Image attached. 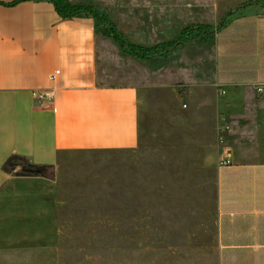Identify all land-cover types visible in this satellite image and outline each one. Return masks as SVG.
<instances>
[{
  "label": "crops",
  "instance_id": "obj_1",
  "mask_svg": "<svg viewBox=\"0 0 264 264\" xmlns=\"http://www.w3.org/2000/svg\"><path fill=\"white\" fill-rule=\"evenodd\" d=\"M14 1L0 0L3 264L60 246L59 175L87 154L138 147L145 88L128 69L135 58L106 37L94 18L63 19L46 0L8 5ZM67 1L96 10L100 5L107 15L105 6L141 11V39L149 46L163 43V32L168 33L175 19L212 26L211 40L193 45L201 49L202 59L214 64L209 87L223 94L220 101L253 103V115L244 110L238 118L252 121L256 136L241 133L222 157L229 164L217 170L215 240L209 255L216 264H264V95L260 102L255 97L264 84V0L240 10L257 0ZM123 13L112 12L116 22L127 19ZM165 13L170 19L162 17ZM204 15L209 20H202ZM233 24L234 30L219 42V34ZM29 169L39 173L28 174Z\"/></svg>",
  "mask_w": 264,
  "mask_h": 264
},
{
  "label": "rangeland",
  "instance_id": "obj_2",
  "mask_svg": "<svg viewBox=\"0 0 264 264\" xmlns=\"http://www.w3.org/2000/svg\"><path fill=\"white\" fill-rule=\"evenodd\" d=\"M96 8L100 12L102 6ZM105 10L126 42L154 47L157 41L149 46L141 39V11ZM117 11L127 19L116 22L112 12ZM180 21L167 26L161 42L177 40L185 26H198ZM199 40L207 42L211 34L168 55L135 58L128 69L145 86L138 147L93 152L64 169L59 175L60 246L30 259L18 257L16 264H216L209 253L215 240L217 170L241 133L256 136V125L238 118L244 110L252 116L255 108L240 100L220 101L223 94L209 87L214 64L193 46ZM255 97L257 102L263 98Z\"/></svg>",
  "mask_w": 264,
  "mask_h": 264
},
{
  "label": "trees",
  "instance_id": "obj_3",
  "mask_svg": "<svg viewBox=\"0 0 264 264\" xmlns=\"http://www.w3.org/2000/svg\"><path fill=\"white\" fill-rule=\"evenodd\" d=\"M22 1H26V0H16L8 5L14 6ZM46 1H50L53 4L57 14L63 19H72L81 15L90 16L94 18L101 25L104 35L106 37L113 39L124 53L140 61L150 60L152 57H156V56L168 55L171 52L178 49L181 45L187 43L188 41L202 37L204 35L212 34L213 32L210 28L204 27L203 25H198L197 27H186L182 30L177 40L160 43L152 48H146V47L138 46L136 44H132L130 42H126L123 39L121 33L118 32L116 27L111 23L110 19L105 14L98 12L96 9H94L91 6L72 5L67 0H46ZM261 4L263 3L260 0L245 3L241 7H239L238 10L244 9L252 5H261ZM232 14L233 12H230L227 15V17L231 16ZM235 26L236 24H233L229 28H226L223 32H221L219 34V42L222 38V35L224 33L233 31ZM223 28H224V24L223 22H221L219 24V29L221 30Z\"/></svg>",
  "mask_w": 264,
  "mask_h": 264
},
{
  "label": "built area",
  "instance_id": "obj_4",
  "mask_svg": "<svg viewBox=\"0 0 264 264\" xmlns=\"http://www.w3.org/2000/svg\"><path fill=\"white\" fill-rule=\"evenodd\" d=\"M257 93L262 96L264 95V84L257 87ZM226 164H229V161L227 159L220 161V165H226Z\"/></svg>",
  "mask_w": 264,
  "mask_h": 264
},
{
  "label": "water",
  "instance_id": "obj_5",
  "mask_svg": "<svg viewBox=\"0 0 264 264\" xmlns=\"http://www.w3.org/2000/svg\"><path fill=\"white\" fill-rule=\"evenodd\" d=\"M30 170V169H29ZM29 173L28 174H38L39 173V171L38 170H36V169H32V170H30V171H28Z\"/></svg>",
  "mask_w": 264,
  "mask_h": 264
}]
</instances>
